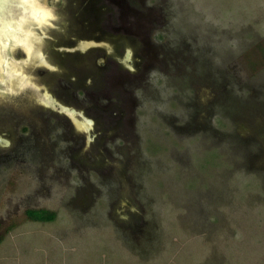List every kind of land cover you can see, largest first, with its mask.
Returning <instances> with one entry per match:
<instances>
[{"label": "rangeland", "instance_id": "rangeland-1", "mask_svg": "<svg viewBox=\"0 0 264 264\" xmlns=\"http://www.w3.org/2000/svg\"><path fill=\"white\" fill-rule=\"evenodd\" d=\"M68 2L26 72L78 114L0 96V264H264V0H81L54 57Z\"/></svg>", "mask_w": 264, "mask_h": 264}, {"label": "flooded vegetation", "instance_id": "flooded-vegetation-1", "mask_svg": "<svg viewBox=\"0 0 264 264\" xmlns=\"http://www.w3.org/2000/svg\"><path fill=\"white\" fill-rule=\"evenodd\" d=\"M67 1H69L68 2V4H70L68 7H67V9H65V11L64 12H67V14H68V17H69V20H68V23L66 24H64V25H62V27H63V29L62 30H60V33L63 35V37L65 36L66 38L67 37H69L68 35H72L73 37H72V39H70L69 41H67V42H64V41H61V43H59V45L57 44V47H55L54 48V50H52V53L54 54L55 53V56L54 57H56V56H58V55H70L71 53H73V52H77L78 50L81 52V53H83V51L81 50V49H79L80 48V46H81V43H83V42H85V9L83 10V8H82V5L79 7V5L81 4V0H77V1H79V4H78V6H77V8H76V6L74 5V4H72L71 2V0H67ZM81 8V9H79V8ZM64 8H65V6H64ZM73 22H75L76 23V26L77 27H74L73 26ZM52 28V27H51ZM52 30H54L53 28H52ZM89 35H92V33H90V31H88V33H87V37H89ZM71 43V44H70ZM40 44H39V42L37 43V45L35 46V48H37L38 47V49L39 48H41L42 46H39ZM59 46V47H58ZM0 47H1V53H2V57H3V46L0 44ZM15 49H20L21 51H22V53H23V55H24V59L23 60H21V61H18V62H20L21 64L19 65V68L21 67L22 68V71H23V76H25V77H28L29 79H31V82L29 81V79H28V81L31 83V85L30 84H28L27 86H28V88L26 89V90H20V89H18V86H14V90L16 91V92H19L18 94H12V95H10L9 93H4V94H2V93H0V96H1V98H20L22 95H24L25 93H27V92H34L35 93V96L37 95L36 94V92L37 93H39V92H42L41 91V89H40V87H38L37 85H36V83L34 82V78L30 75V74H27V67L28 66H30V64H33V62H35V60L33 61V59L31 60V62H29V61H27V58H28V56H27V54H26V52H25V50L21 47V46H18V47H16ZM11 55H12V52H11ZM13 56V55H12ZM11 56V57H12ZM14 58V57H13ZM15 59V58H14ZM42 59V58H41ZM39 61V60H38ZM43 61L44 62H42V61H39L40 63H36V64H33V66L34 67H36V66H38V65H40V66H42V67H45V68H47V66H48V70L49 71H51L52 73H60L61 72V68L59 67V66H57V64H55L56 62L53 60V62H51V64L47 61V58L45 57V59H43ZM11 62V61H10ZM55 62V63H54ZM5 63V64H4ZM12 63V62H11ZM55 65H54V64ZM63 63H64V61H63ZM13 64V63H12ZM3 65H4V67H5V65H6V62H5V59H4V61H3ZM59 69V70H58ZM59 71V72H58ZM2 74V77H3V75H4V70H1L0 69V75ZM5 78V77H4ZM37 86V88H35ZM26 87V86H25ZM30 87V88H29ZM5 88V87H4ZM7 88V87H6ZM45 88V87H44ZM50 88V87H49ZM38 89H40V90H38ZM45 92H49V90H48V88H46L45 90H44ZM42 93H40V95H41ZM42 95H45V94H42ZM49 96V100L51 101V102H57V103H59V101L53 96V95H51V94H49L48 95ZM36 98L37 99H35V101L40 105V106H42V107H44V108H48V109H51V110H53V111H55V112H59V111H57V110H54L51 106H49V105H44L43 103H41L40 101H39V98H38V96H36ZM61 103V102H60ZM52 104V103H51ZM64 106H66V105H64ZM67 107H69V106H67ZM70 108V107H69ZM60 114H63V113H60ZM65 115V114H64ZM65 116H67L69 119H71L68 115H65ZM1 138V137H0Z\"/></svg>", "mask_w": 264, "mask_h": 264}, {"label": "bare ground", "instance_id": "bare-ground-1", "mask_svg": "<svg viewBox=\"0 0 264 264\" xmlns=\"http://www.w3.org/2000/svg\"><path fill=\"white\" fill-rule=\"evenodd\" d=\"M45 8L46 7L42 4V0H24L22 10L19 16L14 20L9 21L4 26L3 40H5V38H8L10 42L13 43V46L17 45V46L23 47L28 54L27 56L31 57L33 52L35 53L34 42H33L35 34L31 30H28L26 25H28L29 22H33V23H36L37 26L38 25L42 26L43 24L48 22L49 18L52 16V13L48 10V8L47 9ZM12 49L13 47L12 48L9 47L8 51L11 52ZM10 52H6L5 54L8 53L10 56L11 54ZM39 55L42 56V54H39ZM3 61H4V57L1 56V68H0L1 70H3ZM6 69H7L8 75H5V76H8V77L4 78L5 80L3 79L4 85L13 83V81H16V80L19 81L18 83H20L21 87H25L28 84H30L28 82L29 78L23 76L22 69L20 70L19 67L18 68L15 67L14 64H12L9 61V59H8V65ZM43 101L45 104H48V105L50 104L49 98L43 99ZM72 116H74V114H72Z\"/></svg>", "mask_w": 264, "mask_h": 264}, {"label": "water", "instance_id": "water-1", "mask_svg": "<svg viewBox=\"0 0 264 264\" xmlns=\"http://www.w3.org/2000/svg\"><path fill=\"white\" fill-rule=\"evenodd\" d=\"M23 1L24 0H0V44L3 46V57H4L5 62H6L5 67L3 65V70H4L3 78L4 77L5 78L8 77V76H5V75H8L7 74V69H6L7 68V65H8V59L17 68L21 64L20 62H18L17 60H15L11 56H9L8 53H7L8 55L5 54L6 52H10V51H8L9 47L10 48H12V47L13 48H16L18 46L17 45H14L13 46V43L10 42V40L8 38H5V40H3V38H4L3 30H4V26L9 21L14 20V19H16L19 16V14L21 13V10H22ZM52 17L53 16H51V18ZM87 18H88V15L85 18V20ZM47 26L52 27L51 26V23H50V25L48 24ZM73 26L74 27H77L75 22H73ZM40 30H41V28L38 27L39 34L41 35ZM40 35L39 36L36 35V39L34 41L35 42V46L37 45L38 42H41L42 41V40H40L42 35L41 36ZM43 37H45V34H43ZM85 38H89V37H85ZM99 46H103V43L101 44L100 42H97V41H85V42L81 43L80 49L83 52H85V50H87L88 48H96V47H99ZM0 49H1V47H0ZM130 55H131L130 52H128L127 58H130ZM1 56H2V53H1V50H0V68H1ZM27 61H29V58H27ZM29 62H31V60ZM0 80H1L0 81V93H2V94L9 93L10 95H12V94H18L19 93V92H16L13 88H4L3 87V82L4 81L2 79H0ZM7 80H9V79H7ZM36 94H37L36 96H38L39 101L41 103H43L44 105H48V104H45L44 101H42V97H41V95L39 93L36 92ZM49 103H50L49 106H51L54 110H57L60 113H63L65 115H68L70 118H72V114H76L77 113L74 109H71V108H69L67 106H64L60 102L57 103L56 101L55 102L54 101L53 102L49 101ZM83 120L86 122V124L88 126H93V124H94V122L92 120H88V119H84V118H83ZM85 131H87V130H85ZM0 145L3 146V147H9L10 146V141L7 140V139L0 138Z\"/></svg>", "mask_w": 264, "mask_h": 264}, {"label": "trees", "instance_id": "trees-1", "mask_svg": "<svg viewBox=\"0 0 264 264\" xmlns=\"http://www.w3.org/2000/svg\"><path fill=\"white\" fill-rule=\"evenodd\" d=\"M49 214V213H48ZM47 214V211H39V212H35V211H32L30 212V215L32 216V218L34 219H37L39 221H44V220H51L53 217L52 214L49 215V217H47L46 215Z\"/></svg>", "mask_w": 264, "mask_h": 264}]
</instances>
